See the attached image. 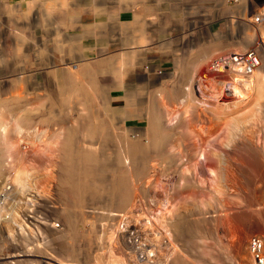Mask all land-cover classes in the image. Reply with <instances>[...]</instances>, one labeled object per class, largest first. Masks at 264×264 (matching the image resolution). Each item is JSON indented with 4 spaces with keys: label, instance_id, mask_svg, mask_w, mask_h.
I'll list each match as a JSON object with an SVG mask.
<instances>
[{
    "label": "rangeland",
    "instance_id": "rangeland-1",
    "mask_svg": "<svg viewBox=\"0 0 264 264\" xmlns=\"http://www.w3.org/2000/svg\"><path fill=\"white\" fill-rule=\"evenodd\" d=\"M29 1L0 0V5L13 10L0 7V118L10 134L0 140V264H106L115 258L124 264H144L131 251V230L146 251L154 253L147 264H254L247 241L254 235L264 239V14L251 10L244 20L217 22L220 31L234 30L235 35L248 31L251 44L256 42L251 48L259 55L254 73L257 92L237 103L225 104L239 99L236 95L246 89L247 80L234 84L228 72L209 71V66L219 57L243 50H217L180 87L168 81L162 67L136 65L133 57L122 81L129 89L122 103L125 108L126 99L132 103L125 121L131 132H126L137 136L156 129L155 145L147 147L144 157L138 153L126 163L127 136L121 137L125 133L105 115L96 114L98 107L88 105L91 120H104L108 130L97 139L103 152L86 166L90 190L75 207L73 196L60 184V153L64 131L76 125L85 111L83 106L73 109L77 102L73 97L61 106L64 96L47 80L51 70L60 74L73 65L57 63L60 55L52 21L57 8L52 5L46 13L45 0H39L27 13ZM43 18L49 23H41ZM208 20L204 18V23ZM18 43L24 49L40 45L46 54L41 58L45 61L50 55L53 67L38 61L34 67L18 65L22 57L15 48ZM109 64L108 84L115 82L111 70L119 67L114 61ZM147 67L155 74L145 73ZM19 68H25L27 75L36 73L40 82L36 93L28 89L21 96L26 108L36 112L31 116L36 117L32 128L17 124L20 115L9 117L4 112L7 101L18 97L10 88ZM219 91L223 94L217 95ZM118 94L113 91V98ZM151 110L154 122L147 127L145 115ZM53 111L71 119L63 124L47 114ZM73 144L82 146V139ZM122 182L129 193L126 203L118 206L110 195L119 197L113 187ZM67 211L71 222L63 217ZM124 218L127 221L120 226Z\"/></svg>",
    "mask_w": 264,
    "mask_h": 264
},
{
    "label": "crops",
    "instance_id": "crops-1",
    "mask_svg": "<svg viewBox=\"0 0 264 264\" xmlns=\"http://www.w3.org/2000/svg\"><path fill=\"white\" fill-rule=\"evenodd\" d=\"M38 1L27 13L33 12ZM49 1L58 11L52 20L56 26L55 48L60 55L57 63L65 62L68 65L80 66L81 79H76L68 67L62 71L65 80L74 81L80 91L89 93L94 99L89 105L92 108L98 107L96 114H103L110 123L118 124V130L129 132L131 130L125 126V121L129 118V113L131 114L132 103L126 99L125 108L122 103L123 94L127 93L128 98L129 89L121 85L124 73L132 67L134 56L136 65L162 67L164 70L162 74L170 76L168 81L173 80V83L180 87L190 79L196 68L217 50L240 49L244 52L256 43L251 44L248 31L243 30L236 35L234 30L231 33L220 31L218 26L220 21L223 25L232 24L235 19L244 20L250 16L251 10L257 14H264V0ZM70 1L72 4L69 3ZM0 7L7 9L9 13L13 11L6 8L3 3ZM16 11L18 12V9ZM44 11L46 13L49 11L46 5ZM204 18L211 21L208 20L206 24ZM47 19L43 18L41 23L48 24ZM34 35L36 36L35 33ZM25 50L27 56L25 61H19L22 66L34 67L38 61L37 63L43 66L53 67L50 55L44 58L45 61L41 58V55L46 54L40 45L34 44V49ZM90 58L98 60L85 63ZM110 61L119 63V67L117 70H111L110 77L115 82L108 84V77L105 75L111 65ZM54 71L51 70V77L47 80L51 81L53 75L57 73ZM144 71L148 75L150 72H153L151 75L155 74L154 69L150 67ZM140 80L143 78L140 77ZM189 85L192 86V82ZM157 88H155L156 92L160 89L159 86ZM147 89L146 86L143 90ZM113 91H119L118 97L113 98ZM76 96L70 95L73 98ZM102 106L105 111L99 109ZM117 110L120 111L115 115ZM154 114L155 112L151 110L145 115L147 127ZM246 251L247 245L245 254Z\"/></svg>",
    "mask_w": 264,
    "mask_h": 264
},
{
    "label": "bare ground",
    "instance_id": "bare-ground-1",
    "mask_svg": "<svg viewBox=\"0 0 264 264\" xmlns=\"http://www.w3.org/2000/svg\"><path fill=\"white\" fill-rule=\"evenodd\" d=\"M36 1L37 0H33L32 2L27 3V5H28L27 12L30 11V7L33 4H35ZM53 4H54V2H53ZM20 5H21V3H20ZM45 5L47 8H50V6H52V2L47 0V1H45ZM65 39H67V38H65ZM15 48L19 53L21 52L20 55H22V57L20 58V61H22V60L25 61L27 56H26V50L24 49L23 45L18 43L15 45ZM257 53H258V51H257ZM13 59H15V58H13ZM1 60H2V56L0 55V61ZM258 60H259V55H258ZM78 62H79V60H78ZM12 63H14V65H16V63H17L16 59ZM7 64L10 65L9 63H7ZM19 64H20V62H18V65ZM258 64H259V61H258ZM72 67L69 68L70 72L73 73V76L76 79H78V78L81 79V75L79 74V69H80L79 64H75ZM24 69L25 68H19L16 70L17 74L15 75V80H13L14 85H11L10 89L13 91V89L15 88L16 92L14 91V93H17L18 97L17 98L14 97V100L11 102H10V100L7 101V103H10V104L8 107H6L4 112H6L9 115V117H15L16 116V118H18V115H20L18 118L20 120L17 122V124H19L20 126H22L24 128H30V127L32 128V126L35 125V123H36V117L35 116L31 117V116L34 115L36 112L34 110H31V112H30L26 108L27 105L24 103V101H22L21 96L22 95L24 96L26 91H28V89L30 90V92L36 93V91L39 90L40 82L38 81L36 73L30 72L31 74L27 75L26 72L24 71ZM254 73H255V71L253 72L251 78H249V80H247V83L245 86L246 89L243 90L242 92H240V91H239V93L237 92L238 95H236V96H238L239 99L233 100L232 102H228L225 104L229 105L230 103H237V102L246 100L248 97H250L251 95H253L257 92L258 86L255 83V80L257 77H256V74H254ZM252 77H253V79H252ZM239 78H241V77L233 74L232 75V82L234 84L237 83L238 81H240ZM65 79L66 78H64L62 72L60 74L57 72L53 75V77L50 81V82H54L58 92L62 96H64L63 98L60 99L59 104H61V106H64L65 101L67 103H69L67 100L70 98V95L75 94V95H77L75 97L77 102L75 103V107L73 109H76V106H83L84 107L83 111H85V114H81L77 118L76 125L72 124L71 125L72 127H68L64 131V137H63L64 143H63L62 148H61V153H60L61 164L59 167V170L61 173L60 174V180H61L60 184L65 187V189L67 190L68 194L71 195V197L73 196L74 200L71 199V203L76 205L75 207H79L83 203L84 192L86 193L88 190H90L89 186L91 185L90 184L91 182H89V180L86 179L88 177L86 174H90L89 173L90 171L87 170L86 166H88L91 162H94L95 156L97 154H100L101 148L100 149H98V148L101 145L97 144L98 143L97 139L101 140V138H102L101 133L106 132L108 129H107V125L103 123L104 120H100V119H97L95 121L91 120L89 112L87 110V107L92 101H94V99L92 97H90L89 93L87 94L84 90L80 91L81 89H79L77 87L78 85L74 81H67ZM110 87H112V85H110ZM121 87H122V85H121ZM157 89H155V90H157ZM10 93H11V91H10ZM222 94L219 91V93L217 95H222ZM214 95H216V94H214ZM34 99L35 98H32L33 103L36 104L37 101L34 102ZM234 99H235V97H234ZM12 104L18 105V108L13 107ZM103 105H104V103H103ZM102 108H103V106H102ZM73 109H72V111H73ZM39 113L41 114L42 112H39ZM59 113H61V112H57V111L56 112H54V111L53 112H47V114L54 116V118L57 119L58 121H60L61 123L64 122L63 124H65V122H68L71 119V116H68V115L65 116V114L63 115V114H59ZM39 121H43V120H39ZM152 122H154L153 119H151L149 125ZM7 128H8V126L5 123V119L0 118V140H4V138H6L7 136L8 137L10 136L9 130L7 131ZM155 130L156 129L152 130L150 128L149 130L145 131V133H143L141 135H137V136L132 135L129 132L127 133L125 130L123 132H121L122 134L125 133V135H122L121 137L124 138V136H127V137H125L127 139H124V140H125V143L129 146L127 148V154L129 155V157H126V159H125L126 163H128V158H130V156L135 157L138 153L142 154V157H144L145 153L149 151L147 147H149L151 145L152 146L155 145L154 139H152V138H154V135H155L154 131ZM106 137H107V134H104V138H106ZM121 137H119V138H121ZM80 139H82V146L76 147V145H74L73 143H74V141H79ZM118 142L120 143V139ZM95 146H96V148H95ZM101 152H103V150ZM100 166H102V165L100 164ZM113 188L115 189V192L117 194H119V197H117L115 194H112V195H110L111 201L116 202V205L118 204V206H123L127 201L128 193H129L127 184L122 182L120 184V186L115 185ZM63 217L65 218V220L67 222H71L72 217H71L69 211H67V213H65L63 215ZM131 251L133 254H135L134 249H131ZM60 262L61 261H56L55 263L60 264ZM44 264H48V263H44ZM49 264H54V263L50 262ZM106 264H124V261L122 259L115 258L111 262H108Z\"/></svg>",
    "mask_w": 264,
    "mask_h": 264
},
{
    "label": "built area",
    "instance_id": "built-area-1",
    "mask_svg": "<svg viewBox=\"0 0 264 264\" xmlns=\"http://www.w3.org/2000/svg\"><path fill=\"white\" fill-rule=\"evenodd\" d=\"M255 22H260L259 18ZM258 53L257 49L251 48L245 52H233L226 56L219 57L211 63L209 71L214 72H228L231 75H238L241 82H245L251 78L253 72L258 66ZM127 219H123L120 226H123ZM137 232H128V240L131 249L135 250V257L137 262L147 264L154 256L152 250L146 251V245L141 242L135 235ZM248 251L254 264H264V239L261 236L254 235L248 240ZM28 264H44L43 262H30Z\"/></svg>",
    "mask_w": 264,
    "mask_h": 264
}]
</instances>
